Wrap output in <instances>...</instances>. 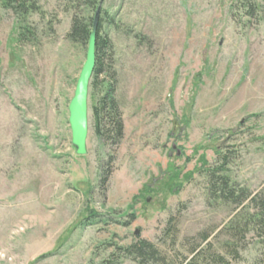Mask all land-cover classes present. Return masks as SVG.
Returning <instances> with one entry per match:
<instances>
[{
	"label": "rangeland",
	"instance_id": "1",
	"mask_svg": "<svg viewBox=\"0 0 264 264\" xmlns=\"http://www.w3.org/2000/svg\"><path fill=\"white\" fill-rule=\"evenodd\" d=\"M73 7L39 0L21 42L0 5V264H138L124 252L138 240L160 251L152 264L201 250L199 264H264L256 210L214 198L207 174L224 166L236 192L264 195V0H105L85 156L69 122L89 47L69 40ZM110 87L119 144L95 133Z\"/></svg>",
	"mask_w": 264,
	"mask_h": 264
},
{
	"label": "trees",
	"instance_id": "2",
	"mask_svg": "<svg viewBox=\"0 0 264 264\" xmlns=\"http://www.w3.org/2000/svg\"><path fill=\"white\" fill-rule=\"evenodd\" d=\"M67 5H73L75 10L72 18L71 30L68 34L69 40L76 44L89 45L91 33L93 31L94 22L98 11L101 9L99 18L96 41V66L93 78H98L104 71L103 62L107 53L111 50V42L108 38L102 37L100 32L103 26L102 15L107 14L104 9L105 0H66ZM1 7L6 11H12L19 23V41H27L30 37H34V33L30 28L29 18L32 14L39 11V0H0ZM85 8L93 17H82L78 10ZM95 84V82H94ZM93 84V85H94ZM97 85L95 84V87ZM95 133L101 139L114 140L117 144L121 143L125 135V126L119 105L114 97V90L110 87L106 91L97 107L94 109ZM206 165V163L204 164ZM207 166V165H206ZM224 166L207 170L210 183V192L214 198L231 202L236 206H242L249 201L250 206L256 210L251 216L250 224L254 226L258 234L264 237V195L252 197L246 190L236 192L230 185V180L224 175ZM109 179V173H102V184H106ZM98 215L91 212L87 217L89 224H97ZM134 220V216L131 215ZM123 250V249H122ZM128 256L132 257L138 264H152L162 262L160 251L150 242L138 240L135 244L124 249ZM205 251L194 253V257L188 264H199L204 258ZM209 264H225L224 260L219 257L218 260L211 259Z\"/></svg>",
	"mask_w": 264,
	"mask_h": 264
},
{
	"label": "water",
	"instance_id": "3",
	"mask_svg": "<svg viewBox=\"0 0 264 264\" xmlns=\"http://www.w3.org/2000/svg\"><path fill=\"white\" fill-rule=\"evenodd\" d=\"M103 3L101 4V9ZM101 9L98 11L93 31L91 33L89 47L86 57V62L81 71L77 82L74 97L69 106L70 126L72 129L73 141L72 144L76 150L77 155H87V138L89 134V108L88 96L90 82L93 78L96 66V41L99 18L101 16ZM139 233L137 232L136 235Z\"/></svg>",
	"mask_w": 264,
	"mask_h": 264
}]
</instances>
